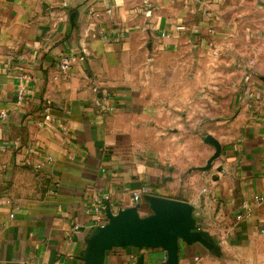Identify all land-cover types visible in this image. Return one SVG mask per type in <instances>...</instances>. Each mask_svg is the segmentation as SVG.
I'll return each mask as SVG.
<instances>
[{
    "label": "crops",
    "instance_id": "crops-1",
    "mask_svg": "<svg viewBox=\"0 0 264 264\" xmlns=\"http://www.w3.org/2000/svg\"><path fill=\"white\" fill-rule=\"evenodd\" d=\"M256 197L264 0H0V264H264Z\"/></svg>",
    "mask_w": 264,
    "mask_h": 264
},
{
    "label": "water",
    "instance_id": "water-1",
    "mask_svg": "<svg viewBox=\"0 0 264 264\" xmlns=\"http://www.w3.org/2000/svg\"><path fill=\"white\" fill-rule=\"evenodd\" d=\"M207 139L216 146V153L212 157L213 161L218 157L221 149L219 144L212 138L209 137ZM185 212L186 209L183 204L173 202L162 212L155 223L146 225L138 220L134 210H124L116 217H111L107 225L100 227L102 239L105 240L117 230L125 228L132 237L141 241H156L162 239L171 245L172 240L169 237V233L173 228L180 226L183 234H188Z\"/></svg>",
    "mask_w": 264,
    "mask_h": 264
},
{
    "label": "built area",
    "instance_id": "built-area-1",
    "mask_svg": "<svg viewBox=\"0 0 264 264\" xmlns=\"http://www.w3.org/2000/svg\"><path fill=\"white\" fill-rule=\"evenodd\" d=\"M210 14H211L210 12L207 13V16L210 17V16H211ZM184 29H185V27H184L183 25H179V26L177 27V30H178V31H184ZM210 32L212 33V29L209 30V33H210ZM71 64H72V60H71V59H69L68 57H63V58L59 61V68H60L61 71H63V72H67V71L71 68ZM23 100H24V94H23L22 91H21L20 94H19V97H18V102H19V103H22ZM50 110H51V109H50L49 106L44 107V113H45V114H49V113H50ZM105 110H107V111H112L113 108H108V109H105ZM3 116H5V115H3ZM50 162H52L51 159H49V160H48L47 162H45V163L38 164L37 167H36L37 170H38V171H41V170L44 169L45 166H46L47 164H49ZM140 195H141V192H134L133 195H132V197H133L134 200H138V199L140 198ZM255 199H256V201H258V202H262V201H264V199H263L262 197H256Z\"/></svg>",
    "mask_w": 264,
    "mask_h": 264
}]
</instances>
